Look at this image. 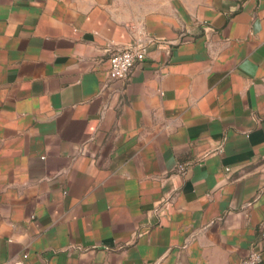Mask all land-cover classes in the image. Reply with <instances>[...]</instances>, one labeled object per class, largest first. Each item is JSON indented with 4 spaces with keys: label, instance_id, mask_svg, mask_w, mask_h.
I'll list each match as a JSON object with an SVG mask.
<instances>
[{
    "label": "crops",
    "instance_id": "obj_1",
    "mask_svg": "<svg viewBox=\"0 0 264 264\" xmlns=\"http://www.w3.org/2000/svg\"><path fill=\"white\" fill-rule=\"evenodd\" d=\"M133 43L145 60L112 79ZM249 251L264 258V0H0V264Z\"/></svg>",
    "mask_w": 264,
    "mask_h": 264
},
{
    "label": "built area",
    "instance_id": "obj_2",
    "mask_svg": "<svg viewBox=\"0 0 264 264\" xmlns=\"http://www.w3.org/2000/svg\"><path fill=\"white\" fill-rule=\"evenodd\" d=\"M147 56L146 47L133 43L120 49L109 57V76L119 82L127 81L135 65L142 63ZM219 152L221 150L219 149ZM228 171V169H225ZM263 255L256 251H249L240 264H262Z\"/></svg>",
    "mask_w": 264,
    "mask_h": 264
}]
</instances>
